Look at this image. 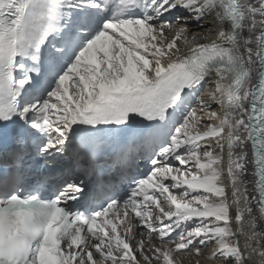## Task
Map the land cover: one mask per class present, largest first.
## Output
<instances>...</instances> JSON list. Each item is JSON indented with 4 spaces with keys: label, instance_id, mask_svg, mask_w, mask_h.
<instances>
[{
    "label": "snow or ice",
    "instance_id": "snow-or-ice-1",
    "mask_svg": "<svg viewBox=\"0 0 264 264\" xmlns=\"http://www.w3.org/2000/svg\"><path fill=\"white\" fill-rule=\"evenodd\" d=\"M0 144V264H264V0H0Z\"/></svg>",
    "mask_w": 264,
    "mask_h": 264
},
{
    "label": "bare ground",
    "instance_id": "bare-ground-1",
    "mask_svg": "<svg viewBox=\"0 0 264 264\" xmlns=\"http://www.w3.org/2000/svg\"><path fill=\"white\" fill-rule=\"evenodd\" d=\"M212 109L219 111L218 106L215 105V104L212 105ZM225 163H226V158H225ZM248 167H249V172H251L250 164H249ZM245 180H247L249 182L248 187L251 190V188H252L251 181L253 180V177L251 175H247L245 177ZM230 191H231V189L229 188V192ZM153 242L157 243V244L159 243L157 240H154ZM204 252H205V255H207V253L209 252V249H207V248L204 249ZM177 258L180 259L183 262V264H195V258L194 257L193 258H189L187 256H184L183 254H179ZM200 264H211V262L208 261L207 259H205L204 257H201L200 258Z\"/></svg>",
    "mask_w": 264,
    "mask_h": 264
}]
</instances>
